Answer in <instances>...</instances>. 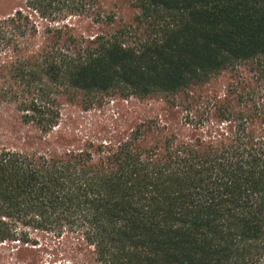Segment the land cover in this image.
<instances>
[{
	"label": "trees",
	"instance_id": "obj_1",
	"mask_svg": "<svg viewBox=\"0 0 264 264\" xmlns=\"http://www.w3.org/2000/svg\"><path fill=\"white\" fill-rule=\"evenodd\" d=\"M12 1L0 264H264V0Z\"/></svg>",
	"mask_w": 264,
	"mask_h": 264
},
{
	"label": "rangeland",
	"instance_id": "obj_2",
	"mask_svg": "<svg viewBox=\"0 0 264 264\" xmlns=\"http://www.w3.org/2000/svg\"><path fill=\"white\" fill-rule=\"evenodd\" d=\"M106 5L108 6V22L112 18V15L116 14V24L119 25H129L133 23V20L135 18V15L138 13L137 9L134 7L124 4L123 1L119 2V0H108L106 2ZM13 7V1L12 0H0V14L5 13L9 11ZM109 24H108V30H109ZM109 113V110L107 108V111L105 114H102V117H107Z\"/></svg>",
	"mask_w": 264,
	"mask_h": 264
}]
</instances>
